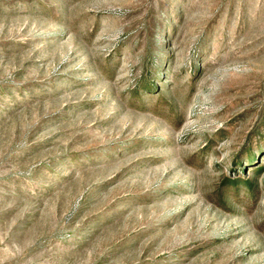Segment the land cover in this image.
Segmentation results:
<instances>
[{"label": "rangeland", "instance_id": "1", "mask_svg": "<svg viewBox=\"0 0 264 264\" xmlns=\"http://www.w3.org/2000/svg\"><path fill=\"white\" fill-rule=\"evenodd\" d=\"M0 264H264V0H0Z\"/></svg>", "mask_w": 264, "mask_h": 264}]
</instances>
